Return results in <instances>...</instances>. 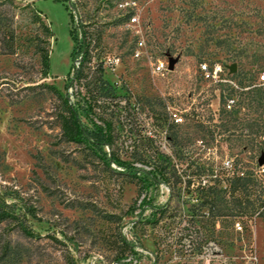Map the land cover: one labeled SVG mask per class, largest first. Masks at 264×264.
I'll list each match as a JSON object with an SVG mask.
<instances>
[{"label":"rangeland","instance_id":"1","mask_svg":"<svg viewBox=\"0 0 264 264\" xmlns=\"http://www.w3.org/2000/svg\"><path fill=\"white\" fill-rule=\"evenodd\" d=\"M72 28L93 37L86 79L103 65L120 98L101 108L117 129L111 149L124 159L134 149L160 151L177 183L148 193L63 137L64 104L51 85L68 90ZM229 43L247 51L234 57ZM39 46L49 50L47 75ZM257 53L264 55V0H0V264H264V208L237 215V198L221 191L206 199L199 186L213 183L204 170L216 176L234 160L264 173ZM169 56L178 58L174 70L155 73L153 64ZM204 62L236 63L243 88L205 80ZM69 93L84 104L89 92L74 81ZM232 93L230 110L224 96ZM151 193L166 207L158 223L150 208L141 215Z\"/></svg>","mask_w":264,"mask_h":264},{"label":"trees","instance_id":"2","mask_svg":"<svg viewBox=\"0 0 264 264\" xmlns=\"http://www.w3.org/2000/svg\"><path fill=\"white\" fill-rule=\"evenodd\" d=\"M70 16L74 19L72 12ZM71 32L74 40L72 59L75 63L73 65V75L68 78V82L66 83L68 90L63 94L57 87L51 85V88L60 96L64 104V111L60 114L63 137L69 142L83 144L92 149L100 160L115 172L137 178L141 182V188L145 189L148 193L153 186L161 182L173 180L174 183H177L178 177L172 171L171 158L160 151L134 149L131 151L132 159H124L111 149L116 142L117 129L114 120L105 117L103 115L104 111L101 108L110 106L113 100L116 98L120 100V98L119 96H115L111 88L105 83L103 65H100L98 75H95L92 80L88 81L86 79L85 69L89 66L87 64L93 60V37L89 34V29L83 28L80 36L77 28H72ZM228 49L236 52L233 54L234 57L242 56L247 51L246 47H242L239 50L236 48L232 49L230 43L228 44ZM39 52L44 72L47 75L50 70L49 50L39 46ZM256 59L260 61L264 59V55L257 53ZM233 62L237 61L234 60ZM74 81L84 84L89 92L88 99L84 104L73 102L70 98L69 87L74 85ZM258 96V99L254 100L259 103L258 106H262L261 101L264 100V91ZM117 104L120 107L119 104L121 103ZM97 107H99V111H97ZM231 121H234V119H227L226 122L227 124H231ZM107 147L109 150L106 149ZM137 162H146L150 166L148 168L141 167L137 165ZM112 164L117 165V168H113ZM201 175L210 176L211 181H213V183H209L210 181L207 180L203 185L202 182L200 183L199 186H202L201 188L206 190L205 194L201 195L202 197L216 200L220 196L221 191H226L240 202L237 215H241V213L246 211H252V214H255L261 208H264V173H259L256 170L245 167L244 162L234 160L229 166L223 167L216 176H214L213 169L209 170V172L208 170H204ZM196 180L193 177L188 182L191 184V182ZM225 182H228V184L224 189L220 186ZM152 202V193L142 199L140 203L143 207L141 215H143L147 208H150L152 217L149 218V221L158 223L160 217L165 216L166 207L164 204L154 205ZM244 203L248 205H243ZM261 213H264V209H262ZM4 217H7V215L1 216V218ZM27 231L30 232L29 230ZM124 240L128 246L136 247V244L131 240H127L125 236Z\"/></svg>","mask_w":264,"mask_h":264},{"label":"built area","instance_id":"3","mask_svg":"<svg viewBox=\"0 0 264 264\" xmlns=\"http://www.w3.org/2000/svg\"><path fill=\"white\" fill-rule=\"evenodd\" d=\"M133 2H128L131 5ZM132 21H136L137 18L135 16L132 17ZM144 41H140V46H144ZM142 54V50L140 48L135 50V55L140 56ZM155 73H164L169 70V63L167 60H159L156 64H153ZM200 71L205 80L215 84V85H230L233 88H243L241 87L234 79L233 76L235 73L231 72L229 68V64H224L221 62H215L213 64H209L207 62L200 64ZM259 84L264 85V70L261 71L259 75ZM237 90V89H236ZM226 99V107L228 109H234L237 105V97L236 94H226L224 96ZM174 120L177 123L183 122L184 117L182 114L174 113ZM108 148V147H107ZM115 165V164H113ZM116 166V165H115Z\"/></svg>","mask_w":264,"mask_h":264},{"label":"water","instance_id":"4","mask_svg":"<svg viewBox=\"0 0 264 264\" xmlns=\"http://www.w3.org/2000/svg\"><path fill=\"white\" fill-rule=\"evenodd\" d=\"M178 62V58L174 56H169L168 63H169V70H174L175 64ZM231 72L236 73L238 69V65L236 63L229 65ZM259 164H264V154L259 159Z\"/></svg>","mask_w":264,"mask_h":264}]
</instances>
